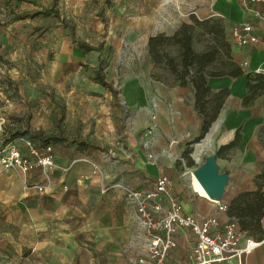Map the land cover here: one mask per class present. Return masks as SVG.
Returning a JSON list of instances; mask_svg holds the SVG:
<instances>
[{"label":"rangeland","instance_id":"rangeland-1","mask_svg":"<svg viewBox=\"0 0 264 264\" xmlns=\"http://www.w3.org/2000/svg\"><path fill=\"white\" fill-rule=\"evenodd\" d=\"M194 2L5 0L1 6L3 16H0V145L3 150L38 134L107 147L108 152L91 153L99 157L102 167H113L120 158L122 162L135 161L133 142L141 137L151 118L147 117L149 103L146 109L133 103L134 92L139 84L150 91L178 82L167 60L172 58L180 64L179 48H164L162 63L156 64L150 54V39L172 37L184 24H192V17L197 18L192 11ZM46 10L53 13L43 15ZM198 20H213L223 27L222 42L229 45H218L217 60L208 72L228 74L235 66L240 67L233 51L236 44L229 21L221 15ZM215 44L203 27L196 28L193 47L197 54ZM83 45L94 50L85 52ZM262 97L247 105L243 101L242 105L250 108ZM232 105H239V101H233ZM261 141L264 151V128ZM75 148L73 145L69 152ZM66 149L67 145L60 147L61 151ZM226 153L219 158L223 160ZM89 157L86 154L81 162ZM191 160L186 159L187 164ZM160 164L167 166L169 161ZM181 165L182 174L186 168H180ZM198 166L194 163L188 169ZM260 167L253 180L231 179L224 201L236 193L238 196L256 191L264 159ZM66 168L70 170L72 164ZM101 170L102 181L97 185L88 175L79 177L82 183L76 184L81 189V200L76 205L71 200L74 208H68L61 201L65 190L60 188L61 184L55 187L45 182L46 192H39L29 177L14 169L0 168V264H98L90 260L91 255L90 258L80 256L74 239L77 234H88L86 223L93 217L97 204H103V210L97 215L104 216L105 225H116L123 217L128 222L127 237L118 244L125 252H105L109 258L106 264H136L131 255L142 254L144 232L138 227L136 216L137 224L133 221L131 198L118 187L121 180L112 179L111 175L106 179L104 167ZM115 171L116 168L114 175ZM166 173L169 176V170ZM64 179L63 184L72 185L69 177ZM51 181H54L52 175ZM183 185L189 187L184 180ZM235 189L245 190L235 193ZM71 220L74 223H69Z\"/></svg>","mask_w":264,"mask_h":264},{"label":"crops","instance_id":"crops-1","mask_svg":"<svg viewBox=\"0 0 264 264\" xmlns=\"http://www.w3.org/2000/svg\"><path fill=\"white\" fill-rule=\"evenodd\" d=\"M192 11L195 12L198 19H207L214 15L223 16L231 24V31L236 25L244 22L255 25L259 33L264 30V7L253 6L248 0H195ZM233 51L240 62L244 75L239 78L208 79V87L213 94L228 91L223 106L226 119H222L219 124V131L214 137V152H220L223 146L231 144L237 134L241 137L239 144L229 150L223 160L220 158L217 160L220 172L229 175V184L233 178L241 177L253 180L259 173L261 160L264 159V151L261 149V130L264 128V97L255 101L254 106L250 108L242 105L248 94V75L257 72L264 73V41L246 48L235 45ZM134 98L136 99L133 103H137L142 109H146V105L150 104L147 117H150L151 121L147 123L146 128H143L145 131L141 133V137L133 142L136 160L129 163L127 160L122 162V158H120L116 160L117 165L113 167L111 165L103 166L105 178L109 179V175L113 176L112 179L119 178L121 185L118 187L123 189L124 194H126L125 190L129 187L128 185L133 188L134 192H149L155 189L157 179L160 176H168L166 171L169 170L168 177L172 182L171 193L178 199L185 214L199 220L217 218L222 224L232 221L227 211L220 210V206L228 207L237 196L236 192L245 189L237 191L235 189V195L228 197L226 201L223 198L221 202H216L200 196L189 188V185V187L183 185L182 174L184 172L181 174L179 164L182 163L180 168H186V170L190 163H193L194 166L193 147L195 143L202 140L204 127V118L195 107V91L192 85L182 86L179 82H171L169 86L161 85L155 90L148 91L139 84L136 92H134ZM235 100L239 101V105H232ZM165 150L169 151V158L163 154ZM60 152L59 155L54 156L56 168L52 172L54 181H51L50 186L56 187L61 184L60 188H65L62 197L71 186L63 184L66 176L72 180V184L82 183L79 177L83 175L90 176L95 185L102 181L99 174L103 167L97 155L90 154L91 157L86 158L85 162H81L82 159L72 160L71 152L67 153L66 150H60ZM189 158L192 159V162L187 164L186 159L189 160ZM165 160L169 161V164L167 166L161 165L160 162ZM89 161L99 166L98 175H93V167ZM71 164L72 168L67 170L66 167L71 166ZM114 168H116L115 175L113 174ZM124 175L130 178H124ZM41 177L42 175L33 183L40 181ZM80 193L81 189L78 186V200H81ZM131 201L134 221L137 202L132 198ZM70 203L72 202L70 201ZM73 204L75 203L73 202ZM73 204L65 206L74 208L72 207ZM166 207L165 204V209ZM103 208V204H97L93 208V217L86 223L88 234L81 233L74 236L81 253L85 250L88 252L87 257L90 258L91 255L90 260L98 264L100 261L103 264L108 263L109 258L105 252H125L118 244L121 239L127 237L126 226L128 222L126 217H123L119 223L116 222V225L107 226L104 216H98ZM126 211L131 212L129 209ZM69 223H74V220ZM138 227L140 228V226ZM80 235L85 237L83 243L76 239ZM256 239L261 242V245L247 256L245 264H264V219L262 221V234ZM175 240L177 248L169 253L165 264H188L189 256L195 246L194 235L189 230H181L175 235ZM89 242L95 244L94 249L101 255L100 258H96L93 251L88 249L87 243ZM142 242V254L131 255L132 258H135L136 264L146 263V256L144 255L146 251L145 232Z\"/></svg>","mask_w":264,"mask_h":264},{"label":"built area","instance_id":"built-area-1","mask_svg":"<svg viewBox=\"0 0 264 264\" xmlns=\"http://www.w3.org/2000/svg\"><path fill=\"white\" fill-rule=\"evenodd\" d=\"M248 2L264 7V0ZM2 11L0 7V16H3ZM231 34L239 47H251L264 41V30L259 33L256 26L249 22L236 25ZM25 143L30 158H26L17 146H12L0 152V168L17 170L25 178L33 170H41L40 181L31 185L39 192H46L47 187L43 184L47 182L50 185L56 168L53 148L38 149L28 139ZM89 162L93 175H98L99 166ZM171 187V180L163 175L157 179L155 189L149 192L125 190L137 202L135 216L146 237L145 264H165L169 253L177 248L175 235L181 230L191 231L196 240L188 264H245L247 256L261 245L260 241L242 234L234 221L222 224L217 218L199 220L185 214L182 205L171 193ZM220 210L227 211V206L221 205Z\"/></svg>","mask_w":264,"mask_h":264},{"label":"trees","instance_id":"trees-1","mask_svg":"<svg viewBox=\"0 0 264 264\" xmlns=\"http://www.w3.org/2000/svg\"><path fill=\"white\" fill-rule=\"evenodd\" d=\"M5 0H0V7ZM52 10L43 11V15H51ZM192 24H184L172 37L159 36L150 39L149 47L150 54L156 64L162 63V50L166 47L176 46L179 48L180 64H176L175 60L169 58L167 65L171 72L177 76L178 82L182 86L192 85L195 91V107L197 111L204 118L203 134L208 133L211 125L217 120L224 102L228 96V91H221L218 94H213L212 90L208 87L209 78H221L231 77L239 78L244 75L241 67L235 66V68L228 74L224 72L209 73L208 69L216 62L219 54L218 45L222 43V46H229L223 44L224 29L218 26V23H214L213 20L199 21L197 18L192 17ZM213 22V24H212ZM211 24V26H210ZM217 24V25H215ZM203 27L206 34L213 37L215 45L211 46L207 51L197 54L194 50V34L196 28ZM82 49L85 52H91L94 49L90 46L83 45ZM104 85V82H100ZM106 85V84H105ZM110 87V86H109ZM112 91L113 87H110ZM247 97L245 98V104L253 102L257 97L264 95V73H254L248 75L247 85ZM17 135H13V139H17ZM36 148L43 149L49 146H53L52 156L59 155L60 147L67 145V153L69 149L76 145V148L72 150V160H81L86 154H91L94 151L108 152L107 147L90 144L85 141H73L68 142L65 139H58L54 137H42L38 134H33L28 139ZM241 141L240 135L237 134L235 140L220 149L219 156L222 153L228 152L235 148ZM17 147L22 151L26 158H30L29 150L26 146L25 140L18 142ZM3 151L2 145H0V152ZM193 163L189 164L192 167ZM41 170H33L30 175V183L40 178ZM32 179V180H31ZM259 182L258 189L256 191H247L239 194L227 207V213L229 218L236 222L239 230L242 234L256 239L257 236L262 234V221L264 219V170L261 175L257 177ZM74 200L75 204L78 203V185L72 184L62 197V203L64 205H70V201ZM77 241L83 243L85 237L83 235L76 237ZM258 240V239H256ZM88 249L93 251L96 258H100L101 255L95 251V244L87 243ZM88 252L82 251L81 257H87Z\"/></svg>","mask_w":264,"mask_h":264},{"label":"water","instance_id":"water-1","mask_svg":"<svg viewBox=\"0 0 264 264\" xmlns=\"http://www.w3.org/2000/svg\"><path fill=\"white\" fill-rule=\"evenodd\" d=\"M225 109L220 112L217 120L212 124V127L215 124H220L223 119ZM212 127L210 128L209 133H211ZM208 134H203V138L200 142L195 143L193 147L194 153L196 152L197 146L204 143L208 138ZM219 158V152H213L212 155L207 156L205 162L202 165H199L194 171V175L203 186L210 199L216 202H221L226 193V187L229 185V175L226 173L220 172V167L217 163ZM195 163L198 165V162L195 160Z\"/></svg>","mask_w":264,"mask_h":264},{"label":"bare ground","instance_id":"bare-ground-1","mask_svg":"<svg viewBox=\"0 0 264 264\" xmlns=\"http://www.w3.org/2000/svg\"><path fill=\"white\" fill-rule=\"evenodd\" d=\"M225 116L223 120H225ZM228 120V119H227ZM219 131V125L215 124L212 127L211 133L208 135V138L201 145L197 146L196 152L193 154L194 159L198 162L199 165L203 164L204 158L207 155H212L214 152V137ZM149 144V143H148ZM166 157L169 158V151L165 150L163 153ZM197 169V168H196ZM196 169H187L183 174V179L188 183L190 188L198 193L200 196L211 200L203 186L199 183L197 178L194 175Z\"/></svg>","mask_w":264,"mask_h":264}]
</instances>
